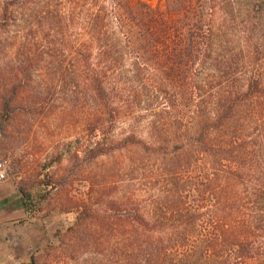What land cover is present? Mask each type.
<instances>
[{
	"label": "rangeland",
	"instance_id": "374dc122",
	"mask_svg": "<svg viewBox=\"0 0 264 264\" xmlns=\"http://www.w3.org/2000/svg\"><path fill=\"white\" fill-rule=\"evenodd\" d=\"M189 7L207 45L137 52L130 18ZM98 141L119 147L89 159ZM0 161L35 264H264V0H0Z\"/></svg>",
	"mask_w": 264,
	"mask_h": 264
},
{
	"label": "trees",
	"instance_id": "16d2710c",
	"mask_svg": "<svg viewBox=\"0 0 264 264\" xmlns=\"http://www.w3.org/2000/svg\"><path fill=\"white\" fill-rule=\"evenodd\" d=\"M187 9H190V10H187ZM171 10L175 11L173 8ZM188 11H195V8L189 7L186 9H181L180 16L176 14H171V15L151 14L148 21L145 20L143 16L142 18L137 17V16H133L132 18H130L131 20L135 21L136 24L140 27L139 34L142 35V38L145 39L144 41L143 40L137 41L136 45H139V48L137 47V52L139 53L138 50L147 48V46L151 45L152 47L155 46L158 48H163V52H162L164 54L163 56L166 58H170L171 56L170 50L167 49L169 44H173V41L183 42L185 41L186 33L191 32L192 35L195 36L193 32L201 31V30L203 31L204 28L205 29L207 28L204 31V32H207V34L202 35V40L207 45L209 39L212 38V35H213V29H212V25L209 22V19L207 20V23H204V20L201 19L202 15L198 16L196 13H194L191 16L190 12ZM123 24H126V23H123ZM91 25L94 26V28L95 26H97L94 23H92ZM95 39L98 45L99 55L106 59L107 56L110 54L111 57L113 58L114 53L112 54V51H110L112 47L111 38L107 36L106 34L103 35L100 32H98ZM198 49L199 48L197 47V50ZM205 49L206 50L213 49L211 40H210V47L205 48ZM211 53L212 51L209 53V55H211ZM104 65L105 64H101L97 67H90L89 68L90 72L88 76L90 75V73H92L90 77L91 78L90 84L92 85L93 90L96 93L95 95L103 99L108 105L109 104L108 97L110 96L112 92L106 89L105 79L107 78V74L106 72L103 71L105 69ZM171 67H174V64H172ZM230 98H231L230 102H232V108H234L235 99L233 98V96H230ZM5 103L6 105L9 104V102H5ZM126 144L127 142H124V144L122 145H126ZM115 147H119V145L107 146L106 143L98 141L95 144V146L91 149L88 155L89 159L99 157L109 152L111 149ZM24 196L27 198L28 194L24 193ZM25 206H27L26 202H25ZM85 208H87L86 204H85ZM136 221L139 223L138 226H142L140 228H143V229H146L149 225V222L143 216H139V218H136ZM183 227L185 228L186 226L183 225ZM227 227L234 229V225H230V226L227 225ZM244 241L246 240H242L236 234L235 239L229 240L227 242V245L234 246V248L237 247L236 250H239L240 247L244 245ZM241 256L243 257H240V260L246 261L247 256H244V255H241ZM32 264H35L34 261H32ZM175 264H201V262L199 258L193 257L192 251H189L187 254L183 255L180 259H178Z\"/></svg>",
	"mask_w": 264,
	"mask_h": 264
},
{
	"label": "crops",
	"instance_id": "0c3cea01",
	"mask_svg": "<svg viewBox=\"0 0 264 264\" xmlns=\"http://www.w3.org/2000/svg\"><path fill=\"white\" fill-rule=\"evenodd\" d=\"M25 199L14 187L0 188V264H32L30 246L34 238L25 235ZM18 222V223H17Z\"/></svg>",
	"mask_w": 264,
	"mask_h": 264
},
{
	"label": "built area",
	"instance_id": "2783aa9c",
	"mask_svg": "<svg viewBox=\"0 0 264 264\" xmlns=\"http://www.w3.org/2000/svg\"><path fill=\"white\" fill-rule=\"evenodd\" d=\"M7 166L6 161H0V182L7 178Z\"/></svg>",
	"mask_w": 264,
	"mask_h": 264
}]
</instances>
